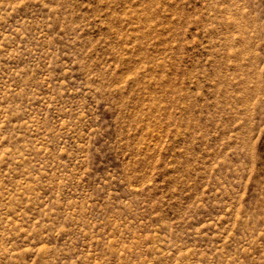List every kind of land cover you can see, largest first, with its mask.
Wrapping results in <instances>:
<instances>
[{
	"label": "rangeland",
	"instance_id": "374dc122",
	"mask_svg": "<svg viewBox=\"0 0 264 264\" xmlns=\"http://www.w3.org/2000/svg\"><path fill=\"white\" fill-rule=\"evenodd\" d=\"M0 264H264V0H0Z\"/></svg>",
	"mask_w": 264,
	"mask_h": 264
}]
</instances>
